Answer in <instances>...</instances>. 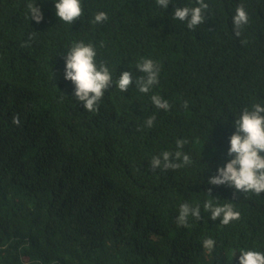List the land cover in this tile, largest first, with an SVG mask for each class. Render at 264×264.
Instances as JSON below:
<instances>
[{"label":"trees","instance_id":"1","mask_svg":"<svg viewBox=\"0 0 264 264\" xmlns=\"http://www.w3.org/2000/svg\"><path fill=\"white\" fill-rule=\"evenodd\" d=\"M205 2L204 23L188 29L172 14L197 0L166 9L155 0H81L71 25L55 15V0H0V264H239L241 250L264 253V193L208 183L232 158L235 119L264 106V0ZM237 5L248 14L240 36ZM100 11L108 19L94 23ZM81 41L113 80L95 113L64 79V57ZM141 58L160 66L148 93L135 85ZM123 71L133 77L126 92L116 87ZM153 94L170 109L156 108ZM178 139L191 163L153 171L152 157L174 154ZM205 201L232 204L240 219L212 220ZM183 203L201 215L178 226Z\"/></svg>","mask_w":264,"mask_h":264},{"label":"clouds","instance_id":"2","mask_svg":"<svg viewBox=\"0 0 264 264\" xmlns=\"http://www.w3.org/2000/svg\"><path fill=\"white\" fill-rule=\"evenodd\" d=\"M156 4L166 9L171 0H155ZM195 7H176L173 12V19L186 22L188 29H196L205 21V11L209 5L205 0H197ZM55 15L66 24H73L83 15L81 0H55ZM30 18L36 23L43 21V12L36 4L27 5ZM108 19L105 12L100 11L94 17V23H103ZM248 23V14L243 5H237L232 16V29L236 36H240L241 29ZM96 50L92 44L75 42L67 51L65 59L64 79L71 81L74 85V97L83 103V107L89 112H97L98 105L104 96L106 89L113 84L112 75L108 67L101 63L96 64ZM136 68L144 73L143 76L135 80L136 88L141 93H148L151 88L159 83L160 66L157 62L149 58H141L137 62ZM133 83L132 73L123 71L116 81V87L121 92H126ZM152 104L165 111L170 109V104L161 96L153 94ZM187 102L185 101V106ZM155 116L148 117L145 126L151 128ZM13 123L19 125V116L13 117ZM235 132L229 138L230 147L227 155L232 157L221 167L217 173L209 177L208 183L211 185H227L233 187L236 192L264 193V106L257 103L252 109L245 108L239 117L234 121ZM185 141L177 140V151L171 153L164 151L159 156L151 159V169L164 170L179 169L191 163L190 156L183 153L182 149ZM211 192V189L208 190ZM235 195V193H234ZM205 211H210L211 219L220 218V223L228 225L234 220L240 219V212L234 210L232 204L214 206L211 201L203 204ZM201 210L199 206L192 207L187 203L180 205L176 223L178 226H186L188 217L192 216L200 219ZM203 248L211 252L215 241L206 238ZM239 264H264V253L255 250H241L238 257Z\"/></svg>","mask_w":264,"mask_h":264}]
</instances>
